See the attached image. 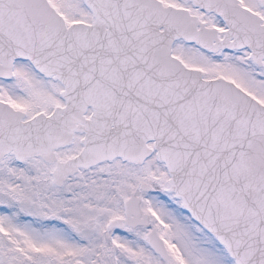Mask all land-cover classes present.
Instances as JSON below:
<instances>
[{"label":"snow or ice","instance_id":"snow-or-ice-1","mask_svg":"<svg viewBox=\"0 0 264 264\" xmlns=\"http://www.w3.org/2000/svg\"><path fill=\"white\" fill-rule=\"evenodd\" d=\"M0 264H264V0H0Z\"/></svg>","mask_w":264,"mask_h":264}]
</instances>
